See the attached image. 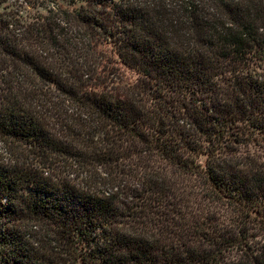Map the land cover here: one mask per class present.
Segmentation results:
<instances>
[{"label": "trees", "instance_id": "1", "mask_svg": "<svg viewBox=\"0 0 264 264\" xmlns=\"http://www.w3.org/2000/svg\"><path fill=\"white\" fill-rule=\"evenodd\" d=\"M1 1L0 264H264V0Z\"/></svg>", "mask_w": 264, "mask_h": 264}, {"label": "rangeland", "instance_id": "2", "mask_svg": "<svg viewBox=\"0 0 264 264\" xmlns=\"http://www.w3.org/2000/svg\"><path fill=\"white\" fill-rule=\"evenodd\" d=\"M61 5L64 8H67L69 10H72V7L67 6L64 3H61ZM79 3L75 6L78 7ZM1 12L9 14L13 13L17 16V18L24 22L29 23L33 21L36 17L40 15H46L47 11L43 8H31L26 3L23 2V0H2L1 1ZM105 48L107 50V53L109 57L115 59L116 66L118 68V76L119 80H117L118 84H132L137 81L139 78V74L126 66L119 58L118 53L114 50L113 45L111 43H108L105 45ZM256 150H259V147H256V145H253L251 147V152H254ZM206 157H202L201 161H205Z\"/></svg>", "mask_w": 264, "mask_h": 264}]
</instances>
